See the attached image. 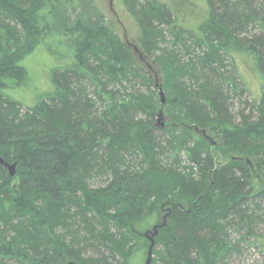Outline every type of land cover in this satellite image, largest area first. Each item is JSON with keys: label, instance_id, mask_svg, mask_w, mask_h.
Returning <instances> with one entry per match:
<instances>
[{"label": "trees", "instance_id": "obj_1", "mask_svg": "<svg viewBox=\"0 0 264 264\" xmlns=\"http://www.w3.org/2000/svg\"><path fill=\"white\" fill-rule=\"evenodd\" d=\"M207 3L209 18L188 31L164 4L124 0L140 29L136 56L93 0H0V158L16 165L11 177L0 164V264H145L144 234L166 217L152 264H226L240 252L230 233L254 236L264 92L233 116L228 93L244 89L226 62L248 55L264 83V44L239 38L257 17L249 4ZM166 36L174 43L162 49ZM42 48L57 61L52 91L22 115L15 94ZM132 80L142 89L122 87ZM161 110L169 120L158 127ZM97 175L107 185L92 189Z\"/></svg>", "mask_w": 264, "mask_h": 264}, {"label": "rangeland", "instance_id": "obj_2", "mask_svg": "<svg viewBox=\"0 0 264 264\" xmlns=\"http://www.w3.org/2000/svg\"><path fill=\"white\" fill-rule=\"evenodd\" d=\"M140 3L157 1L158 3L166 5L172 13V18L175 20L177 26L184 30L194 31L209 18V5L207 0H139ZM93 3L98 10L103 14L105 18V25L112 31L119 39L128 45L136 55L135 48H138L140 29L137 22L129 13L127 7L124 4V0H93ZM231 10H237L238 12L246 10V6L254 9L256 12V19L245 20L242 30L239 32L240 39H247L248 41H256L257 44H264V0H249L246 4L241 0H230ZM247 14V13H246ZM255 42V43H256ZM173 39L170 36H166L165 41L161 44L162 49H168L173 46ZM188 45H192L188 42ZM43 51V52H42ZM60 51L63 52L62 48ZM137 56V55H136ZM139 60L143 59L139 57ZM144 61V60H143ZM57 61L45 50L40 49L33 57L32 60L27 61L29 70V81L27 85L21 88L16 94L15 98L22 104L20 113L25 114L28 108L32 107L38 100L37 96H41L44 93H50L52 91V85L49 80L50 69ZM61 64V63H60ZM227 71L232 73V76L237 79L238 85L244 89L241 94L228 93L229 104H231V112L233 116L239 119V111L241 109H247V113L251 110V104L254 98H257L260 93L264 92V83L260 75V71L255 70L254 61L248 55L237 54L235 58H228L226 62ZM160 77V76H158ZM159 82L156 77H154ZM141 82H124L123 88L129 90H141ZM120 89V86L115 84H109L108 89L113 90ZM88 93L90 97L94 99L92 91L93 88L87 85ZM122 90V89H120ZM93 101H96L95 99ZM248 103L249 105H245ZM96 113L103 111L104 106L102 104L94 105ZM168 117L164 114V124L167 123ZM215 142V139L212 138ZM216 141H218L216 139ZM167 157H164L162 161H166ZM182 165L191 166L188 158L181 155ZM217 165L220 166L225 161L218 156ZM108 177L103 175L94 176L89 186L92 189H98L107 185ZM249 214H256V227L253 230L254 236L248 237L247 240H241L240 236L236 233H230L233 241H240L238 253H233L226 264H264V207H254L253 204L249 207ZM93 255L92 251L86 253V257ZM139 260L134 264H144L143 255L139 256Z\"/></svg>", "mask_w": 264, "mask_h": 264}, {"label": "water", "instance_id": "obj_3", "mask_svg": "<svg viewBox=\"0 0 264 264\" xmlns=\"http://www.w3.org/2000/svg\"><path fill=\"white\" fill-rule=\"evenodd\" d=\"M135 51L138 52V49L135 48ZM159 95H160V99H161V104L164 105L166 103V98H165V94L163 91V87L160 84L159 85ZM164 114L163 111L161 110L158 114V121H157V126L158 127H163L164 126ZM0 164H4L7 169L9 170L10 176L11 177H15L16 175V165H9L7 163H4V161L0 158ZM167 218V217H166ZM166 218L164 219V222L162 225H157L153 228L152 231H149L147 233L144 234V236L148 239V241L150 242V247L148 250V255H147V259L145 261V264H152V260H153V249L155 246V238L158 235V230L161 228H164L166 226ZM67 264H76L75 262H69Z\"/></svg>", "mask_w": 264, "mask_h": 264}]
</instances>
